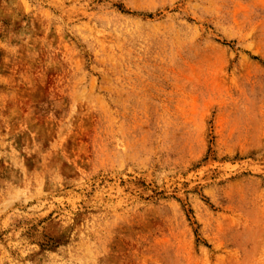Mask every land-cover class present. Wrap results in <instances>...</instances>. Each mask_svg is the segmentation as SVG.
I'll return each instance as SVG.
<instances>
[{
	"label": "rangeland",
	"instance_id": "374dc122",
	"mask_svg": "<svg viewBox=\"0 0 264 264\" xmlns=\"http://www.w3.org/2000/svg\"><path fill=\"white\" fill-rule=\"evenodd\" d=\"M0 264H264V0H0Z\"/></svg>",
	"mask_w": 264,
	"mask_h": 264
}]
</instances>
